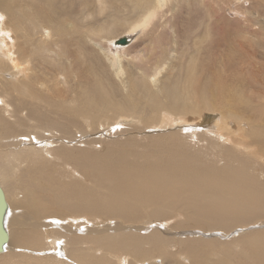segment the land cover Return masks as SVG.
Wrapping results in <instances>:
<instances>
[{
  "label": "bare ground",
  "instance_id": "1",
  "mask_svg": "<svg viewBox=\"0 0 264 264\" xmlns=\"http://www.w3.org/2000/svg\"><path fill=\"white\" fill-rule=\"evenodd\" d=\"M222 1L0 0V187L8 234L0 264L236 259L230 252L219 259L218 242L245 244L260 260L264 226L230 240L227 234L264 225V90L249 72V60L262 54L242 51L220 25L247 17L243 33L262 46L264 24L257 1L227 0L229 12L219 13ZM235 2L242 8L233 9ZM224 44L237 64L223 59ZM221 64L246 68L243 79L225 83ZM182 116L198 121L183 123ZM124 123L130 128L121 129ZM106 125L124 147L141 150L115 152L109 144L89 152L88 144L104 142L94 135L110 132ZM26 188L60 211L7 196ZM61 212L117 224L77 229L75 221H54Z\"/></svg>",
  "mask_w": 264,
  "mask_h": 264
},
{
  "label": "rangeland",
  "instance_id": "2",
  "mask_svg": "<svg viewBox=\"0 0 264 264\" xmlns=\"http://www.w3.org/2000/svg\"><path fill=\"white\" fill-rule=\"evenodd\" d=\"M226 1V4H225V6L222 4L221 5V7H219V13H220V10L221 11H223V12H225L226 13V10H225V8L227 9V12H229V8L231 7V5H230V3H229V1H227V0H225ZM255 1H257L258 2V4H259V7H260V16H261V19L259 20V23L261 24V25H263L264 24V0H250V2H251V4H253V2H255ZM221 2H223L222 0H221ZM242 8V4H240V2H235L234 4H233V6H232V8L234 9V8ZM200 12V11H199ZM0 14H2L1 16H4V13H0ZM5 19V18H4ZM2 23L3 22H1L0 21V27H1V25H2ZM240 25H238V24H235V25H230V26H226L225 27V23H223L222 22V24L220 25V27H221V30H222V32H224L226 29H230V35L234 38V42H235V46H239L240 48H241V50L242 51H244V52H247L248 54H249V52L251 53V50H253V49H256V50H258L261 54H262V56H258V55H255V56H252V59H250L249 61L251 62V65H250V69L252 70V71H250L249 70V72H250V74H252V78H253V80L254 81H257V82H259V84H258V88H261V89H263L264 90V73H262V71H264V69L260 72L259 71V66H260V64L261 65H263L264 66V44H262V46H258V45H256L257 43H256V40H257V38L256 37H247L246 35H245V33H243V31L246 29V25L247 26H249V20H248V18L246 17V19L244 20V21H242V22H240L239 23ZM1 29V28H0ZM6 31V30H5ZM256 31H258L257 30V26H255V32ZM0 33H1V30H0ZM236 36V37H235ZM122 37V36H121ZM4 40V39H3ZM112 40H114V39H112ZM248 45H250V47L249 48H245V46H248ZM126 46V45H125ZM225 46H227L226 44H224L223 45V49L225 50ZM123 48V47H122ZM116 49H118V48H115L114 50H116ZM223 57V59H229V60H231L232 62H235L236 64H237V56H236V53H232L231 54V52H229L227 49L224 51V55L222 56ZM223 63H225V62H223ZM225 64H221V67H220V69H219V71H218V73H219V77L226 83V82H230V81H233V82H240L242 79H243V74L244 73H246V68H244L243 70H236V66L233 68V66H230L229 68H227L226 66H224ZM231 85H233V84H231ZM61 86L64 88V85H62V83H61ZM248 91V90H247ZM249 92V91H248ZM71 94H73L72 92H71ZM8 99V97L7 96H5L4 97V99ZM205 115H207V116H209L210 114L209 113H206ZM184 119L183 120H185L183 123H185V122H189V123H195L196 121H198V117H193V116H182ZM192 118L194 119V120H192ZM188 119V120H187ZM180 120H182V119H180ZM182 120V121H183ZM81 121H83V119H81ZM181 121V122H182ZM180 122V123H181ZM125 124V125H124ZM124 124H122V125H120V128L122 129V128H124V126H125V130H127V128L126 127H128V129L130 128L129 126H127L128 125V123H127V125H126V123H124ZM123 126V127H122ZM105 128H107L108 129V127H107V125L106 126H104ZM237 127L238 126H234V128H233V131H237ZM118 129V128H117ZM87 130L89 131V130H91V128H87ZM109 130V129H108ZM115 130L116 129H114V130H109L110 132H108V131H103L104 132V134H102L101 136L99 135V134H96V135H94V136H99V137H101V139L102 140H104V142H106L105 144H106V146H105V144H103L102 142H97L96 143V145H95V143H93L92 145L90 144H88L87 146L88 147H90L89 149V152H91V153H94L95 151H98V152H101V153H103V152H105V150H106V148H107V146H110V147H108L107 149H112V150H114L115 152H117L118 150H122V149H125L126 147H124L123 145H122V139H119V136L118 137H116L115 135H113V131L115 132ZM240 131H242V130H240ZM106 132V133H105ZM106 134V135H105ZM105 135V136H104ZM114 136H115V138H114ZM106 137V138H105ZM138 137H140V136H136L135 137V140H137V141H140V142H142L140 139H142V138H138ZM89 138H92V136H90V137H88L87 136V139H89ZM105 138V139H104ZM109 138H112L111 140H109ZM107 141H109V142H107ZM118 141V142H117ZM116 142V143H115ZM101 143H102V145H101ZM100 144V145H99ZM110 144V145H109ZM113 145V146H112ZM87 146H86V148H87ZM95 146V147H94ZM97 146H99V147H97ZM106 147V148H105ZM113 147V148H112ZM99 150H98V149ZM101 148H103V149H101ZM92 149V150H91ZM127 150L126 151H130V150H137V151H139V150H141V148L140 147H137L135 144L134 145H131V147H127L126 148ZM103 151V152H102ZM241 152H242V150H240ZM131 159H133V160H135L133 157H131ZM208 158H204V161L205 162H207L206 160H207ZM139 160H141L140 158H136V161H139ZM208 163V162H207ZM255 167V166H254ZM255 168H257V167H255ZM264 169V168H263ZM259 170V169H258ZM260 171V170H259ZM18 194H22V196H24L23 198H22V196H21V199L22 200H26V202H28V201H30L31 203H33L34 205H45L46 206V209L48 210V211H53V210H55V211H60V210H58V209H56L55 207H49V204H48V200H47V196H46V194H44V193H40V192H37V191H33V195L32 194H30L29 193V190L26 188V191H17V192H14V191H9L8 193H7V196H8V198H10V199H15V196L16 195H18ZM55 208V209H54ZM56 215L55 216H57V217H55V218H53V219H55L54 221H56V220H59V218H61V220H64L65 222H68L69 224L71 223V222H73V221H75V225H76V227H77V229H83L84 227H86L87 225H86V223H89V225L91 224V223H93V225H94V227L96 228V227H99L98 229H104L105 227H107V228H109L110 227V229H112V228H114L115 227V225L117 224V221L116 220H112V219H105V218H95V217H93L91 220H93L91 223H90V221L89 220H87L84 216H80V219H78V218H75V217H73V216H70L69 215V213H66V212H61V213H55ZM78 219V220H77ZM77 222V223H76ZM176 221L175 220H172L171 221V223L169 224V225H172V224H174ZM163 223V222H162ZM72 224V223H71ZM78 225V226H77ZM260 225H262V226H264L263 225V221L261 220H258V222H252V224H250V226L249 227H246L245 229H239V228H237V229H235L234 230V232H232L231 234L229 233V234H227V237H229V238H227V239H229L230 240V237L232 236V237H235V236H237V235H239V233L241 234V233H245V232H248L250 229H254V228H258ZM140 226H142V227H147V226H150V224H149V222H147V221H142L141 223H140ZM255 226V227H254ZM10 227H12V226H10ZM79 227V228H78ZM103 227V228H102ZM85 229V228H84ZM142 233H147V232H142ZM183 236V235H182ZM181 236V237H182ZM225 240V241H228V240ZM63 243H64V241H62ZM220 244V242H218L217 243V246H218V248H217V250H219L220 251V254H218V257H219V259H222V257H224V256H226V255H229V252L230 253H232V255H235L236 256V259L238 260H236L235 259V257H233V260H232V262H228V261H225V263L226 264H243V262H244V260H246L247 259V262H249V264H264V262H263V260H264V248H263V252L262 253H260V260L259 259H257L256 258V260L255 259H252L253 257H250L251 256V254L253 253V251H251L252 249L250 248V247H248V246H246L245 244H242V243H240V244H238V243H236L235 245H234V249H231V248H229L228 246H223V244H221V245H219ZM237 244H238V248H237ZM202 245L203 244H201L200 246L202 247ZM245 245V246H244ZM212 246H215V245H212ZM231 246V245H230ZM144 247V246H143ZM223 247V248H222ZM145 248H149V246L148 245H145ZM207 249L208 251H209V256L211 257V256H213V252H212V247L211 246H209V247H207V246H204V249ZM203 249V248H202ZM213 249H216V248H213ZM14 250L15 249H11V252H14ZM231 250V251H230ZM15 251H17V250H15ZM214 251V250H213ZM51 252V250H49V249H47L46 251H43V255H42V258L44 257V256H46V254L47 253H50ZM250 252H252V253H250ZM17 253H20L21 255H22V257L24 258L26 255L25 254H28V253H26L25 251H17ZM52 253V252H51ZM121 252H118V253H115L114 255L116 256V257H118V258H122V260L123 261H125V262H129V261H132L133 263L135 262L136 263V258L132 255V254H125V255H123V256H121V254H120ZM211 253V254H210ZM31 254L32 255H36L37 253H32L31 252ZM223 254H225V255H223ZM153 255V254H152ZM155 255V254H154ZM191 255H194V253L192 252L191 253ZM231 255V256H232ZM239 255H242L240 258H239ZM22 257L21 258H19V260L20 259H22ZM140 257V256H139ZM148 257H150L149 255H148ZM218 257H216V258H218ZM250 257V258H249ZM262 257V258H261ZM239 258V259H238ZM44 259H46V257H44ZM181 259V258H180ZM244 259V260H243ZM249 259V260H248ZM261 259H263V260H261ZM155 260V264H159L161 261H160V259H154ZM229 260H230V258H229ZM49 261V263L50 264H61L60 263V261L59 260H57L55 263H54V261H52V260H48ZM185 264H187V262H185V261H183ZM123 264H125L124 262H123ZM128 264V263H127ZM147 264V263H146Z\"/></svg>",
  "mask_w": 264,
  "mask_h": 264
},
{
  "label": "water",
  "instance_id": "3",
  "mask_svg": "<svg viewBox=\"0 0 264 264\" xmlns=\"http://www.w3.org/2000/svg\"><path fill=\"white\" fill-rule=\"evenodd\" d=\"M124 43L125 39L119 41ZM7 204L5 202L3 190L0 187V252L4 250V246L8 240V234L4 226L3 216L5 215Z\"/></svg>",
  "mask_w": 264,
  "mask_h": 264
}]
</instances>
